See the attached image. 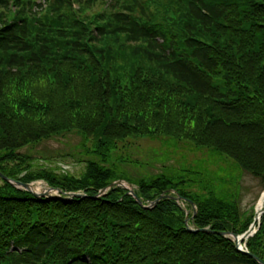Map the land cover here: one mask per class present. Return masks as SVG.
<instances>
[{"label": "trees", "instance_id": "16d2710c", "mask_svg": "<svg viewBox=\"0 0 264 264\" xmlns=\"http://www.w3.org/2000/svg\"><path fill=\"white\" fill-rule=\"evenodd\" d=\"M68 132L88 157L78 178L19 152ZM140 139L161 142L163 162L181 142L206 149L217 177L184 163L132 177L145 164L122 149ZM0 172L86 194L35 198L0 179V264H258L216 232L253 221L241 172L264 189V0H0ZM117 180L144 202L175 190L210 232L189 231L175 200L93 198ZM246 247L264 261V214Z\"/></svg>", "mask_w": 264, "mask_h": 264}, {"label": "rangeland", "instance_id": "374dc122", "mask_svg": "<svg viewBox=\"0 0 264 264\" xmlns=\"http://www.w3.org/2000/svg\"><path fill=\"white\" fill-rule=\"evenodd\" d=\"M81 143L82 136L75 132H68L42 141L34 146L26 147L19 152L31 157L30 162L33 171L47 169L53 170L56 174H69L78 178L85 171L84 161L88 159L84 155ZM193 149L195 148L181 142L178 144L177 152L174 151L175 154L167 159L166 162H163L161 157L165 154V148L161 145V142L140 139L132 141V144L128 148L122 149V155L145 164L140 172L132 167L128 168L127 173L132 177H139L142 174H157L162 171L161 167L163 166L179 167L183 163L187 166L199 164L206 168L209 177L212 175L217 177V173L215 172H217L220 165L209 156L206 149H198L200 151L192 152L191 150ZM78 160H82V162ZM184 160L187 161L184 162ZM222 166L224 167V164ZM222 174L223 172L219 175L221 176ZM238 182L240 190L239 210L243 213V218H249L252 214H255L254 212L261 198L263 186L259 179L253 178L244 172H241ZM32 185L35 189L38 188V192H44L48 188L45 182L40 181L34 182ZM132 189L135 188L132 187ZM194 190H196V187L191 189V191ZM100 196L98 193L97 197ZM180 203L185 208V205L182 202ZM186 207L188 208V206ZM192 213V210L189 208L188 219L191 221L193 219L190 217L193 216ZM188 227L192 228L191 225Z\"/></svg>", "mask_w": 264, "mask_h": 264}, {"label": "water", "instance_id": "95a60500", "mask_svg": "<svg viewBox=\"0 0 264 264\" xmlns=\"http://www.w3.org/2000/svg\"><path fill=\"white\" fill-rule=\"evenodd\" d=\"M0 178L13 185L14 187L21 189V190H25L28 193H30L33 197L35 198H46V199H53V198H60L66 201H69L73 198H83L86 195L84 193H71V192H63L60 189H55V188H51L48 187L44 192H35L32 190L33 185L32 183L30 184H26L20 181H15L12 179H8L6 178L4 175H2L0 173ZM47 185V184H46ZM114 187H122L123 189L126 190L125 195L126 196H130L134 199V201L136 202V204L144 209V210H151L153 209L160 201L164 200V199H170V200H175V201H181L182 203H187L193 210V216L196 214V207L193 204L192 201L181 197L179 194H177L175 191L173 190H168L163 192L162 194H160L157 198H155L152 201L149 202H144L143 200H141L136 193L134 192V190L132 189V185L127 182V181H123V180H118L115 182H112L111 184H109L107 187L103 188L102 190L99 191V195L103 196L105 195V192L114 188ZM174 195V196H173ZM93 198H97V196L93 197ZM261 198H264V192L261 195ZM264 213V202H263V206L260 208V211L257 212V210L255 209V216L253 219L252 224L250 225V227L248 228V230L246 232H244L243 234L236 236L234 235L232 232H216L218 235L223 236V237H229L231 238V240L234 243V246L236 248L237 251L246 254L248 256H250L252 259H254L258 264H264V262L262 260H260L258 257H256L255 255L249 253L246 250L245 247V243L247 241L248 238H250L251 236H253V234L257 231L256 225H259L260 222V218L262 216V214ZM188 211H186V216H185V225L186 228L189 231L192 232H203V233H208L210 232V230L208 229H198V228H190L188 227ZM193 216H191V219L193 218Z\"/></svg>", "mask_w": 264, "mask_h": 264}, {"label": "bare ground", "instance_id": "6f19581e", "mask_svg": "<svg viewBox=\"0 0 264 264\" xmlns=\"http://www.w3.org/2000/svg\"><path fill=\"white\" fill-rule=\"evenodd\" d=\"M32 190L35 191V192H38V188L35 189V187H33ZM263 202H264V198H261V199L258 201V204H257V206H256V210H257V212L260 211V208L263 206Z\"/></svg>", "mask_w": 264, "mask_h": 264}]
</instances>
